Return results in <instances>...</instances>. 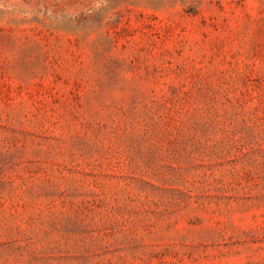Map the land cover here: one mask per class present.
<instances>
[{"label": "rangeland", "instance_id": "374dc122", "mask_svg": "<svg viewBox=\"0 0 264 264\" xmlns=\"http://www.w3.org/2000/svg\"><path fill=\"white\" fill-rule=\"evenodd\" d=\"M0 264H264V0H0Z\"/></svg>", "mask_w": 264, "mask_h": 264}]
</instances>
